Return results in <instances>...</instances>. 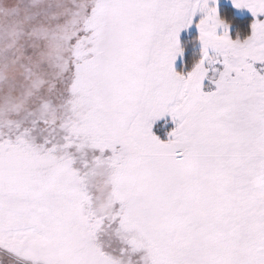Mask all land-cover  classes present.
I'll return each mask as SVG.
<instances>
[{"label": "snow or ice", "instance_id": "snow-or-ice-1", "mask_svg": "<svg viewBox=\"0 0 264 264\" xmlns=\"http://www.w3.org/2000/svg\"><path fill=\"white\" fill-rule=\"evenodd\" d=\"M0 264H264V0H0Z\"/></svg>", "mask_w": 264, "mask_h": 264}]
</instances>
